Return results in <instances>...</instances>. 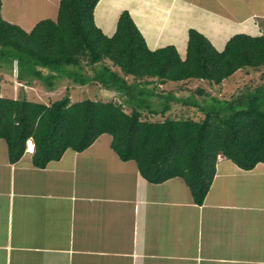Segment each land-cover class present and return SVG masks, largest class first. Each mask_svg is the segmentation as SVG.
I'll return each instance as SVG.
<instances>
[{"label":"crops","instance_id":"crops-1","mask_svg":"<svg viewBox=\"0 0 264 264\" xmlns=\"http://www.w3.org/2000/svg\"><path fill=\"white\" fill-rule=\"evenodd\" d=\"M27 1L41 2L28 16L56 19L59 0ZM220 1L207 7L204 0H99L94 22L111 36L126 10L141 32L157 36L178 33L196 16L205 26H193L219 51L234 34H264L259 0L238 1L235 15L226 7L230 0ZM0 2L3 19L6 0ZM216 24L224 36L214 34ZM110 141L101 135L84 151L68 149L36 168L33 144L11 164L0 140V264H264L263 164L241 170L219 156L196 205L181 178L148 183Z\"/></svg>","mask_w":264,"mask_h":264},{"label":"trees","instance_id":"trees-1","mask_svg":"<svg viewBox=\"0 0 264 264\" xmlns=\"http://www.w3.org/2000/svg\"><path fill=\"white\" fill-rule=\"evenodd\" d=\"M98 1L59 0L56 19H43L29 32L0 14V49L20 54L16 64L29 66L34 76L42 69L62 73L70 83L111 91L124 98L130 111L111 99L70 103L68 94L48 104L0 96V140L9 163L23 156L28 141L32 165L44 168L66 150L82 152L105 134L117 157L134 161L148 183L181 178L196 205L208 192L219 156L241 170L264 165V82L246 85L229 98L201 85L188 94L159 89L189 81L220 86L240 70L260 71L264 34H234L218 51L190 28L182 58L174 45L150 49L126 10L114 33L105 35L94 22ZM49 77L46 87L52 88ZM146 98L160 106L151 108L143 103ZM172 104L192 108L194 116L152 121L145 113L164 116Z\"/></svg>","mask_w":264,"mask_h":264},{"label":"rangeland","instance_id":"rangeland-1","mask_svg":"<svg viewBox=\"0 0 264 264\" xmlns=\"http://www.w3.org/2000/svg\"><path fill=\"white\" fill-rule=\"evenodd\" d=\"M214 0L206 1L204 0V4L207 7L214 6L216 3ZM240 0H230V3L226 7L230 8L231 13L235 15L238 14V6ZM249 3L254 0H248ZM219 2V1H218ZM261 3V7L264 6V0H259ZM28 3V4H25ZM46 5L45 2H43ZM221 4H227V0H221ZM22 4L24 6L22 7ZM33 5H41V2L32 3L27 0H13L10 3L9 0H6V5L4 7V15L3 19L11 24H15L21 27L26 32H29L34 27V21H40L43 19H52L51 17H45L34 11L29 16L28 14L31 12L30 10L34 8ZM242 7L244 5H241ZM235 7V8H234ZM43 18V19H42ZM192 19L187 18L186 22L189 25H185L183 22L180 25V29L178 27V33L174 35L170 31H158L157 36L153 33L151 29L147 30V32H141L145 38V41L149 48L156 49L159 47H163L166 45H174L179 53V55L184 58L186 51V29H195L198 32L196 27L193 25L198 24V27L204 29L205 21L198 19L196 16H191ZM264 24V21H263ZM185 26H188L187 28ZM218 30L214 33L217 37L224 36L225 32H219V24L215 26ZM168 30V28H165ZM140 30V29H139ZM145 31V30H144ZM203 34L202 32H200ZM161 37L159 38V35ZM183 34L185 36H183ZM205 36V34H203ZM151 37L153 40L149 39ZM186 37V38H184ZM185 39V40H184ZM151 41H154L153 45ZM210 41V40H209ZM155 46V47H154ZM219 51V50H218ZM0 96L4 98H25L27 100L41 102L48 104L51 101L59 99L63 97L65 94L69 95L70 103H75L84 99H93L100 101H115L123 105L126 112L130 111V107L123 103L124 98L118 97L115 93L108 91L99 87L98 85H77L74 83H70L67 79H62V73H56L51 71H45L39 69L36 71V75L34 76L32 70L29 66H22L20 63H17V58L20 54H17L15 51H6L5 49H0ZM260 71H250V70H240L236 72L232 77L223 81L220 86H210L206 82L202 81H189L183 83H168L159 85V89L163 92L171 91V92H179L180 90L185 91L187 94L189 91H192L197 86L201 85L206 88L207 92L214 95H219L220 97L229 98L233 94L238 93L243 87L246 85L254 87L264 82V77L262 76ZM52 77V88L46 87V82L51 81ZM49 78V80H47ZM28 82V85H26ZM179 94V93H178ZM111 99V100H110ZM143 100V99H142ZM158 101H155L154 98H146L143 100V103L152 107L160 106ZM155 105V106H154ZM172 108L166 112L164 116L156 115L151 116L148 112H145L147 116L150 117L152 121L163 120L164 117H191L194 116V111L190 107H184L182 104H172ZM28 145V144H27Z\"/></svg>","mask_w":264,"mask_h":264},{"label":"bare ground","instance_id":"bare-ground-1","mask_svg":"<svg viewBox=\"0 0 264 264\" xmlns=\"http://www.w3.org/2000/svg\"><path fill=\"white\" fill-rule=\"evenodd\" d=\"M27 144H28V148L32 147V141H28Z\"/></svg>","mask_w":264,"mask_h":264}]
</instances>
